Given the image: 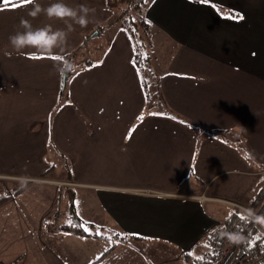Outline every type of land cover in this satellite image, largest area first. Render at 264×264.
<instances>
[{
    "label": "crops",
    "instance_id": "1",
    "mask_svg": "<svg viewBox=\"0 0 264 264\" xmlns=\"http://www.w3.org/2000/svg\"><path fill=\"white\" fill-rule=\"evenodd\" d=\"M147 1L145 42L127 27L120 0H63L94 11L53 55L77 66L61 75L59 60L34 49L18 55L9 37L22 18L34 27L65 22L30 17L32 3L0 0V264H103L118 242L126 245L70 233L72 215L62 222L60 211L66 188L73 198L96 189L104 216L133 240L148 236L183 252L198 246L197 255L212 227L237 210L226 202L250 206L264 188V0ZM60 154L73 164L66 179L44 161ZM33 158L44 165L6 169H29ZM83 165L93 170L81 174ZM127 245L124 264L134 256Z\"/></svg>",
    "mask_w": 264,
    "mask_h": 264
},
{
    "label": "rangeland",
    "instance_id": "2",
    "mask_svg": "<svg viewBox=\"0 0 264 264\" xmlns=\"http://www.w3.org/2000/svg\"><path fill=\"white\" fill-rule=\"evenodd\" d=\"M136 2L137 3L134 5L135 7L134 13H132L131 16L129 14L127 15L126 13H124L122 18L130 22L132 25V29L137 30L138 34L141 35L140 31L143 34L147 32L145 27L140 25L141 20L144 18L146 1L136 0ZM116 23H121V22L117 20ZM136 24H139V26H137ZM142 38L144 39L145 42H148V39L145 36L140 37L141 40ZM104 48H105V45H104ZM62 105H63V102L62 100H60L58 104L54 106H56V108H60ZM0 117L2 116L0 115ZM30 128H32V126H29V129ZM47 160H48L49 165L51 166L50 173L56 172L55 176H59L60 178L66 179L68 171H69V167L71 170L73 169V164L72 163L70 164V161L67 159L66 155L64 154H60V158L58 155L55 156V159L53 158L52 155L49 157H44V161L46 162ZM52 163L54 164V166H52ZM19 164L7 163L6 169L8 172H13V173L17 171L19 172L20 170H25V172L28 173V170L29 171L31 170L30 167H32V165L35 166L34 169H36V167L39 168L42 164L44 165V162L41 161L40 163L39 161H36L35 158H33L32 163H31L29 159V162L27 163L29 169L22 168L20 167ZM75 165H76V169L77 167L79 168L81 166L79 162H75ZM254 165H255V162H253V166ZM248 166L249 168H253L251 163L248 164ZM83 167L84 165L80 169L77 170L81 174L82 173L84 174V172L87 170H93L92 167H86V169H84ZM98 169L99 168H97V170ZM45 176L47 175L45 174ZM229 176H232V175H229ZM223 178L225 177L215 178V180L213 181V183L210 184V186L219 184V182H221ZM59 183L63 184L66 187L67 185L68 186L74 185V184H70L72 182H68V181L67 182L59 181L58 184ZM24 186H25V183L21 185L19 184V189H21ZM1 189H2V185L0 186V190ZM19 189L17 187H12L13 195H15L17 191H20ZM149 191H152V190H149ZM69 192L70 191L67 188L62 191V203L60 205V211L62 212L61 214H63L61 216L62 222L70 221L71 215H73V212L71 210V200H69V196L71 195H69ZM258 192H259V188H255L254 195H257ZM27 193L28 191H24L23 193L21 192V194H23L21 197L27 198V196H30V195H26ZM0 195L2 196V192H0ZM249 197L250 196H247L248 199ZM31 199L34 200L35 195H31ZM73 199L75 202V206L77 208V212L87 221V223L88 222L96 223V226L93 229H91L88 225H85L87 230H90L91 233L105 236L108 238L110 242H113L114 244H116L119 239V238L114 237L116 233L121 235L120 237H124V236L130 237V235H127L121 230H119L115 222H113L110 218L104 216V214L102 213L99 207V201L97 199L96 189L79 188L77 189V197L74 196ZM262 206H264V202L260 206V208H262ZM260 208H258L257 210H259ZM59 220H60V214L57 213L55 214L54 221L59 222ZM69 225L70 223H68V226ZM52 227L58 228L57 224H53ZM144 227L145 229H148L147 226H144ZM128 239H131V240H129L130 242L126 243V245L131 244L127 246L132 251L131 254L134 255L133 257L131 255L132 258L128 264H137V263L138 264L139 263L140 264H189L190 263L189 261L192 260L194 256H197L198 253H200L198 246H195L192 250L186 251L187 253H189V256H190L189 258L188 256L184 255L183 250L181 251L179 249L180 246L177 244L168 243V242H165L159 239H154L148 236H145V238L144 237L140 238V239H144L141 241H135V240H140L139 238H136L134 240L132 238H128ZM126 245L120 246L118 242L117 246L114 248L115 250L113 249L111 253L109 252L110 254L103 261L104 262L103 264H124V261H126V254L122 252V250ZM204 253H201V254H204ZM135 256L137 257L139 256L138 257L139 259L135 258Z\"/></svg>",
    "mask_w": 264,
    "mask_h": 264
},
{
    "label": "clouds",
    "instance_id": "3",
    "mask_svg": "<svg viewBox=\"0 0 264 264\" xmlns=\"http://www.w3.org/2000/svg\"><path fill=\"white\" fill-rule=\"evenodd\" d=\"M33 9L28 15L32 18H37L41 14L45 15L49 20H61L65 22L66 28H53L52 24H45L40 27H34L27 19H21L19 28L15 34L9 37L12 48L18 55H23V50L34 49L40 55H55L56 50L63 49L67 44L70 33L74 30L73 25L86 27L90 20L89 14L94 9H90L85 5H79L74 8L63 0H56L46 8L42 7L38 0H31ZM10 55V53H6ZM57 70L61 75H68L76 71L75 63L68 59L62 58ZM249 216L257 223L264 224V215H255L249 210ZM228 238L232 241H239L238 234L227 233Z\"/></svg>",
    "mask_w": 264,
    "mask_h": 264
},
{
    "label": "built area",
    "instance_id": "4",
    "mask_svg": "<svg viewBox=\"0 0 264 264\" xmlns=\"http://www.w3.org/2000/svg\"><path fill=\"white\" fill-rule=\"evenodd\" d=\"M139 193L152 196L157 194L149 190H142ZM226 203L248 216L249 210L255 215H264V206L255 211L232 201ZM224 225L225 222L218 223L212 227L210 232L213 248L216 251L213 264H264V224L257 223L250 217V223L241 231L234 233L239 235V241H232L228 238L222 229ZM258 236L261 239H257ZM231 241L232 244H230Z\"/></svg>",
    "mask_w": 264,
    "mask_h": 264
},
{
    "label": "trees",
    "instance_id": "5",
    "mask_svg": "<svg viewBox=\"0 0 264 264\" xmlns=\"http://www.w3.org/2000/svg\"><path fill=\"white\" fill-rule=\"evenodd\" d=\"M123 4H125L126 9H125V13L129 14L130 16L132 15V13H134V5L137 3L136 0H120ZM146 1V6L148 4L149 1ZM140 6V5H139ZM145 6V8H146ZM140 12V10H139ZM132 18V17H131ZM126 25L128 27V25L130 24V22H128L127 20H125ZM140 25H142L143 27H148V25H150L149 22L145 23V16L144 18L141 20ZM131 30L132 26H131ZM132 33L134 34L135 37H137L138 39H140V37H144L145 34H143L142 32L141 35L138 34L137 30H133ZM189 126L195 128V130L198 129V127L196 125H194L191 122H186ZM5 199L0 200V203L5 201ZM264 202V188L259 192V195L257 196V198L250 204L249 207L252 210H257L258 208H260V206L263 204ZM71 210L73 212L72 215V221L71 224L67 227L68 231L74 235L77 236H87V237H93V238H103L105 236H101L98 234H93L90 232V230H87L85 225H88L91 229L95 228L96 224L95 223H91V222H86L85 220H83L81 217H79V215H77L76 212V207H75V203H74V199L73 196L71 195ZM227 222H225V225L223 226V231L225 234L227 233H235L238 231H241L242 229L245 228V226H247L250 223V217L244 213H240L238 210L235 211V213L230 214L228 216V218L226 219ZM121 235H119L118 233H116V235L114 236L115 238H119L121 240L118 239V241H122L125 243L130 242L128 238H132V236L130 237H120ZM106 238V237H105ZM203 249L205 250L204 254L202 255H197L194 256V258L192 260H190L189 264H213L214 260L216 259V251L213 248V241L210 236H207L204 243H203ZM184 255L189 256V253H187L186 251H184ZM198 257H202V259H198ZM188 258V259H189ZM100 260H98L99 262Z\"/></svg>",
    "mask_w": 264,
    "mask_h": 264
},
{
    "label": "snow or ice",
    "instance_id": "6",
    "mask_svg": "<svg viewBox=\"0 0 264 264\" xmlns=\"http://www.w3.org/2000/svg\"><path fill=\"white\" fill-rule=\"evenodd\" d=\"M2 3H3L4 7H13V8H15V7L23 6L25 4H30L31 0H2ZM0 10H2V9H0ZM233 18H236V19H239V20H243L244 17H243L242 14H239V15L233 17ZM32 58L33 59H41V58H44V57L33 56ZM50 58L53 59V60H61L63 57H61V56H51ZM139 119L143 120L144 117L141 116V117H139ZM245 158L247 159L248 156L246 155ZM257 239H261V237L258 236ZM198 259H202V257H198Z\"/></svg>",
    "mask_w": 264,
    "mask_h": 264
},
{
    "label": "flooded vegetation",
    "instance_id": "7",
    "mask_svg": "<svg viewBox=\"0 0 264 264\" xmlns=\"http://www.w3.org/2000/svg\"><path fill=\"white\" fill-rule=\"evenodd\" d=\"M233 242L231 241L230 244H232Z\"/></svg>",
    "mask_w": 264,
    "mask_h": 264
}]
</instances>
